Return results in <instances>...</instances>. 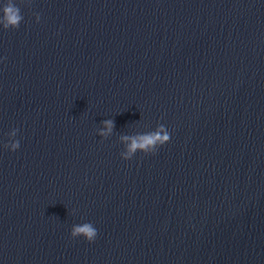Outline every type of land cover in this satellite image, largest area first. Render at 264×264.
<instances>
[{"label": "water", "instance_id": "95a60500", "mask_svg": "<svg viewBox=\"0 0 264 264\" xmlns=\"http://www.w3.org/2000/svg\"><path fill=\"white\" fill-rule=\"evenodd\" d=\"M15 3L0 264H264V0ZM161 124L155 154L121 158Z\"/></svg>", "mask_w": 264, "mask_h": 264}, {"label": "clouds", "instance_id": "9594fccd", "mask_svg": "<svg viewBox=\"0 0 264 264\" xmlns=\"http://www.w3.org/2000/svg\"><path fill=\"white\" fill-rule=\"evenodd\" d=\"M30 5L31 0H27ZM23 16L21 9L15 3V0H5L0 5V26L4 30L17 29L20 26ZM36 21H40V15L36 14ZM106 131H102V136H107L113 127L112 121H105ZM18 129L14 130L11 135L15 136ZM122 141L128 142L125 146V151L120 153L121 158L124 160H131L137 152L144 154H155L158 148L170 140V133L163 124L159 125L158 129L147 134H140L136 136H123ZM20 147V141L18 139L12 140L10 145H5V148L11 151H16ZM71 237H83L88 242H93L97 237V229L91 223H83L82 225L74 226L71 231Z\"/></svg>", "mask_w": 264, "mask_h": 264}]
</instances>
